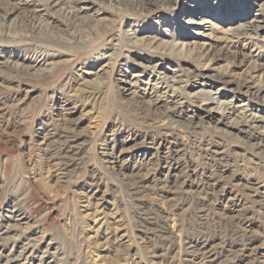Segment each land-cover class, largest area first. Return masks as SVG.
I'll use <instances>...</instances> for the list:
<instances>
[{"label":"rangeland","instance_id":"rangeland-1","mask_svg":"<svg viewBox=\"0 0 264 264\" xmlns=\"http://www.w3.org/2000/svg\"><path fill=\"white\" fill-rule=\"evenodd\" d=\"M95 1L86 12L109 26L102 37L96 19L68 45L24 41L12 26L15 38L0 39V264L29 240L58 264H264V129L232 126L240 105L264 117V102L236 87L261 85L246 65L264 75V31L221 34L264 0H169L161 11L162 0H151L139 14ZM192 6L214 12L217 32L184 24ZM134 34L207 45L216 62L200 75L195 62L131 47ZM21 64L28 71L18 72ZM199 91L214 102L201 107L191 98ZM157 98V115L177 110L175 123L130 111L134 102L154 110ZM71 136L80 150L67 167L61 145Z\"/></svg>","mask_w":264,"mask_h":264},{"label":"bare ground","instance_id":"bare-ground-1","mask_svg":"<svg viewBox=\"0 0 264 264\" xmlns=\"http://www.w3.org/2000/svg\"><path fill=\"white\" fill-rule=\"evenodd\" d=\"M116 1L119 4L133 8L132 10L134 11L133 12L134 14L135 13L139 14L144 12L148 13L151 11L150 8L151 7L153 8L155 6L153 1L151 0H122L121 3L120 0H116ZM166 1L169 2V0H162L160 4H157L155 6L156 10L159 11L168 10L169 6L168 7L165 6ZM84 2L90 4L91 6L89 8H85L84 5L82 6V3ZM94 6H98L97 1L95 0H50V1L25 0L18 3H12L11 0H7V1L0 0V39H5L6 42H8L11 41L13 38H15L10 36L9 34L12 30V27H15L17 30L23 33L22 37L19 38L21 39L24 38V41L28 42L33 39L35 41V39L37 40V38L38 39L41 38V40L45 39L44 41L47 43V45H51V46L68 45L69 41L71 40L73 41V39L76 40V37L80 36V34L83 33V28L88 27L87 25L88 22H93V20H96L99 17L98 12H94V13L92 12V14L87 15L86 11L92 9V7ZM257 7L258 9L256 11L258 13H254L252 18L243 20L244 19L243 17L238 16L234 18L233 22L231 20L229 22H226L228 25H230L229 23H234V25L235 24L236 25L228 27L227 32L225 33L222 32L221 34L225 36H232L233 39L242 38L243 40H245V39H250V36L252 34L257 35V32L264 31V20L262 17L264 16V3L262 5L259 4ZM82 12H86V16H82L81 15ZM188 13H189V17L191 18L187 20L186 23L184 24L191 27L199 28L201 30H208L210 32L216 30L215 23L212 21L215 18L214 12H212L209 17H205V14L208 13L206 8H204L203 6H192L191 10L188 11ZM97 23H98V25L96 24L97 29H94L95 31L94 36L96 38H99L104 36L109 31L108 29L109 26L105 24V20L100 21V19H97ZM59 24L65 27L64 30L62 28L61 29L57 28V25ZM76 34H78V36ZM203 36L206 38L208 37L207 35H203ZM129 38L132 39V43H130L131 47L136 49L138 48L143 49L149 54L168 56L170 58L182 60L185 62L197 63L198 64L197 72L200 75H202V72H206L209 69L207 67L208 64H212L216 62L214 61L216 60V58L210 57L208 50L206 48L207 45L205 46L204 44H199V46L192 47L188 43H183V41L180 42V39L176 38V36L173 35H171V37H168L167 38L168 40H166V38L164 40L163 39L160 40L157 36H150V35L149 36L140 35V37H137V35L135 34ZM118 46L119 45L117 44L111 45L109 49L110 51H112V53H114V51L117 50ZM109 58H110L109 60L113 59L112 56H109ZM33 63L36 64L44 63V60L43 61L34 60ZM22 65L24 64L17 65L18 72L23 71V69L24 71L26 70L28 71V68L27 69L23 68ZM0 66H3V64H0ZM56 70H57L56 68L54 71H50V72L46 70L45 71L40 70L41 72L39 75L41 77H48L49 75H54L56 73ZM246 70L248 71L246 74L249 76V78L258 81L259 83H261V85L251 86L248 85L246 82H241V83H237L236 86L237 89L241 91L243 89L245 94L250 95L251 97H253V99L260 102L262 101L264 102V75L262 73L263 71L261 72L258 66H255V64H251V62L248 63V65H246ZM134 77H140V76L135 75ZM160 79L162 80L163 84H167L166 83L167 80L163 78ZM219 79L221 78L219 77ZM182 80L183 79L179 77L176 78V80L175 79L171 80V82L173 84L175 83L179 84V83H183L184 80L183 81ZM180 88L181 87H179V89ZM213 94L214 93H212L211 91L210 92L199 91L193 93L191 95V98L194 101L199 102L201 107L206 108L209 104H212L214 102L215 98H213ZM159 104L160 101L159 98H157L155 103H153V105L157 107L154 109L156 111L153 110L154 107L150 108L151 105L149 107H145L138 102L129 104V107H132L130 111H136L135 115L141 117L142 120H144L145 122H149L154 119L156 120L158 117H161L162 120H168V122L170 123L171 122L175 123L174 121H171L172 120L171 116L178 114L179 112L176 110L173 111L171 115L167 113L157 115L156 112L159 107ZM233 104L231 102H226V103L223 102L222 103V105H224L223 109L231 110L233 111L234 114L235 107ZM178 106H180V103L178 104ZM239 107H237L239 109H236L238 114H240L239 121H234L232 123V126L240 128L243 132H248L249 129H258V127L264 129L263 116H259L252 113L250 114L244 113V111H246L245 108L242 105H240ZM221 118H224L223 113L221 114ZM245 127H247L248 129ZM68 139L70 140L64 141L61 145L63 147L62 156L66 162L65 166L67 167L73 165V162L76 156L79 155V150H80L79 149L80 144L76 143L75 136H71ZM65 154H71V156L66 157ZM16 217L17 216H14V218ZM21 220L22 218L18 219V221ZM10 230L11 227L7 225L2 229L1 234H7ZM9 239H12V241L15 240L14 237ZM14 243L16 244V241H14ZM35 248L30 240L24 241V243H22L21 246L18 247L19 250L16 249L12 251L11 254L5 258L4 264H9L12 261L19 260L21 258L24 259L23 262L24 264L29 263L28 261H33L34 260L33 258H36L37 264H58V260L56 259L51 260L49 257H46L47 255L50 254L48 253L47 250H43V252H37Z\"/></svg>","mask_w":264,"mask_h":264}]
</instances>
